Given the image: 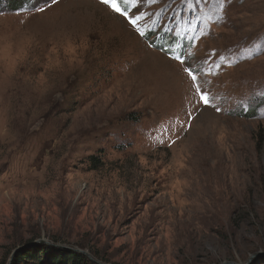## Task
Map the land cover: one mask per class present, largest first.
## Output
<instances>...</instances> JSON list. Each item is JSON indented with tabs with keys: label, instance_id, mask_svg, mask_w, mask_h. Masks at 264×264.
<instances>
[{
	"label": "rangeland",
	"instance_id": "rangeland-1",
	"mask_svg": "<svg viewBox=\"0 0 264 264\" xmlns=\"http://www.w3.org/2000/svg\"><path fill=\"white\" fill-rule=\"evenodd\" d=\"M46 3L0 0V264L56 248L101 264H264V0H225L186 49H259L203 78L219 112L193 107L160 50L175 47L171 10L139 22L145 40L99 0L34 10Z\"/></svg>",
	"mask_w": 264,
	"mask_h": 264
},
{
	"label": "snow or ice",
	"instance_id": "snow-or-ice-1",
	"mask_svg": "<svg viewBox=\"0 0 264 264\" xmlns=\"http://www.w3.org/2000/svg\"><path fill=\"white\" fill-rule=\"evenodd\" d=\"M160 0H99V3L107 6L118 17H123L139 34L141 38L147 40L149 37L144 30L147 25L141 26L140 21L147 16L151 18L153 15L160 16L161 13L172 11L171 16L165 15L164 19L171 21L169 24L163 25L164 31L169 34L175 47L171 45L168 48L161 47V51L165 53L172 52L169 58L178 61L183 66V71L191 81L192 98L196 101L193 107L214 108L217 112L221 108L214 102L220 99L219 96H214L211 91L205 87L206 84H211L210 80L203 79L207 76H217L222 72V66L232 67L233 64H238L242 60L253 58V51L259 52V49L250 50L249 54L243 52L237 54L233 50H229L227 54L216 56L215 50L211 55L203 60L197 61L194 53L188 52V46H195V41L208 33L204 30L208 26V21L212 20V14H215L217 21L222 19V12L225 0H179L177 8L173 9L172 5L175 0H169L158 12H144L143 9L159 3ZM58 3V0H47L44 7H37L34 10L44 12L47 7ZM29 10V9H26ZM183 12V15L180 13ZM160 26L157 20L152 21V28ZM167 41H165L166 43ZM188 42V43H186ZM215 57V59H214ZM207 65V71H205ZM258 95L264 96V93ZM252 101L257 100V96L251 97ZM244 110L248 109V104L241 102ZM191 118V113L188 114ZM169 131L167 127L160 130V134L164 135ZM164 140L161 139L160 143Z\"/></svg>",
	"mask_w": 264,
	"mask_h": 264
},
{
	"label": "trees",
	"instance_id": "trees-1",
	"mask_svg": "<svg viewBox=\"0 0 264 264\" xmlns=\"http://www.w3.org/2000/svg\"><path fill=\"white\" fill-rule=\"evenodd\" d=\"M19 1V0H18ZM15 0H9L10 5L17 8H22L23 6H18ZM24 2V0H22ZM98 169L102 167V160L95 159L92 161ZM19 263L30 262L31 264H101L95 259H90L85 254L56 248L51 252L49 249L41 250L39 253H25L19 257ZM31 259V260H30ZM30 260V261H29Z\"/></svg>",
	"mask_w": 264,
	"mask_h": 264
},
{
	"label": "water",
	"instance_id": "water-1",
	"mask_svg": "<svg viewBox=\"0 0 264 264\" xmlns=\"http://www.w3.org/2000/svg\"><path fill=\"white\" fill-rule=\"evenodd\" d=\"M38 243H40V242H38ZM38 243H36V244H38ZM34 244L33 245H30L29 247L30 248H34ZM24 248H26L25 246L24 247H20V248H18V250L17 251H19V250H21V249H24ZM78 252H81V253H84L85 254V252H83V251H80V250H78Z\"/></svg>",
	"mask_w": 264,
	"mask_h": 264
}]
</instances>
